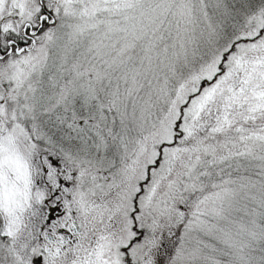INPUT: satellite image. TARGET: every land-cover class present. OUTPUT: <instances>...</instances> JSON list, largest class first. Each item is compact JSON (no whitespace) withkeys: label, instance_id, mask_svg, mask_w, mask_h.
Here are the masks:
<instances>
[{"label":"snow or ice","instance_id":"obj_1","mask_svg":"<svg viewBox=\"0 0 264 264\" xmlns=\"http://www.w3.org/2000/svg\"><path fill=\"white\" fill-rule=\"evenodd\" d=\"M0 264H264V0H0Z\"/></svg>","mask_w":264,"mask_h":264}]
</instances>
